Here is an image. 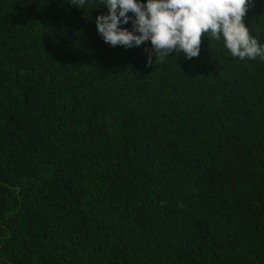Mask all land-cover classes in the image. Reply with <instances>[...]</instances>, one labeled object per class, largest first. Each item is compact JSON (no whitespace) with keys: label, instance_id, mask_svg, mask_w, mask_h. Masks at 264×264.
Instances as JSON below:
<instances>
[{"label":"trees","instance_id":"obj_1","mask_svg":"<svg viewBox=\"0 0 264 264\" xmlns=\"http://www.w3.org/2000/svg\"><path fill=\"white\" fill-rule=\"evenodd\" d=\"M102 2L0 0V264H264V58L149 64Z\"/></svg>","mask_w":264,"mask_h":264},{"label":"clouds","instance_id":"obj_2","mask_svg":"<svg viewBox=\"0 0 264 264\" xmlns=\"http://www.w3.org/2000/svg\"><path fill=\"white\" fill-rule=\"evenodd\" d=\"M250 0H103L107 14L95 19L98 33L106 43L127 48L150 41L152 52L148 63L171 55L173 51L197 57L201 38L210 33L215 40L223 39L231 55L241 60L264 58V46L250 36L244 24ZM85 0H78L83 8ZM133 13L135 19L127 15ZM132 20V31L119 25ZM139 33V34H136Z\"/></svg>","mask_w":264,"mask_h":264}]
</instances>
